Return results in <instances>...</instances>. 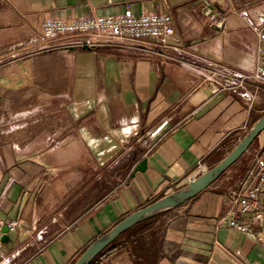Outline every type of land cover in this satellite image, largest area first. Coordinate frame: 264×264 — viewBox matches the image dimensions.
<instances>
[{"label": "crops", "instance_id": "crops-1", "mask_svg": "<svg viewBox=\"0 0 264 264\" xmlns=\"http://www.w3.org/2000/svg\"><path fill=\"white\" fill-rule=\"evenodd\" d=\"M127 9L169 15L175 34L165 46L69 48L41 34L46 17ZM262 14L264 0H0V222L19 225L4 226L0 253L74 264L130 213L200 175V162H221L264 113L263 85L251 109L239 91L218 90L223 73L255 70ZM255 140L196 196L135 222L89 264H264L253 235L217 226L264 145Z\"/></svg>", "mask_w": 264, "mask_h": 264}, {"label": "built area", "instance_id": "built-area-1", "mask_svg": "<svg viewBox=\"0 0 264 264\" xmlns=\"http://www.w3.org/2000/svg\"><path fill=\"white\" fill-rule=\"evenodd\" d=\"M221 19L211 14L210 25H219ZM259 44L257 45V65L252 73L227 71L222 75L218 90L239 91L245 98L248 108H253L258 98L260 85L264 86V15L260 16ZM43 38L57 47H80L84 44H100L116 39L133 41L150 40L161 46L167 44L175 34V28L169 15L158 13L136 14L131 9L115 15L78 16L65 19L59 16L46 17L41 25ZM249 82L256 83L254 90L248 91ZM207 171L199 163V172ZM179 189V188H178ZM177 189V190H178ZM230 206L217 220V226L227 225L237 231L251 234L264 245V150L251 158L246 173L238 187L227 191ZM19 230L17 222H0V245L2 230ZM254 228H257L256 230ZM0 264H21L15 255L0 253Z\"/></svg>", "mask_w": 264, "mask_h": 264}, {"label": "water", "instance_id": "water-1", "mask_svg": "<svg viewBox=\"0 0 264 264\" xmlns=\"http://www.w3.org/2000/svg\"><path fill=\"white\" fill-rule=\"evenodd\" d=\"M264 130V113L255 122L249 133L244 139L217 165L208 169L204 173L198 175L188 182V184L178 190L166 195L165 197L142 207L118 223L112 231L102 239L94 242L88 249L79 257L74 264H89V262L99 253L109 247L120 235H122L132 224L146 218L160 210L172 208L183 204L189 199L200 193L211 181H213L221 170L226 168L232 162L238 160L252 145L254 140ZM146 169V158L142 159L132 170V177L136 172H144Z\"/></svg>", "mask_w": 264, "mask_h": 264}, {"label": "rangeland", "instance_id": "rangeland-1", "mask_svg": "<svg viewBox=\"0 0 264 264\" xmlns=\"http://www.w3.org/2000/svg\"><path fill=\"white\" fill-rule=\"evenodd\" d=\"M259 104H260V103H258L257 106H259ZM262 114H263V113H262ZM262 114H261V113L258 114L257 117H255V119L258 120ZM262 133H263V134H262ZM262 133L259 135V137L256 138V140H255L256 143H258L259 139H261V140L264 141V130H263ZM260 137H261V138H260ZM257 145H258V144H257ZM250 147H251V146H250ZM249 149H250V148H249ZM249 149H248V150H249ZM261 150H264V145H262V148L256 149L255 151H250L251 154H250V153L248 154V155H249V156H248V157H249V161L251 160V158L254 156L255 153H257L258 151H261ZM243 155H245L244 157H246V156H247V152H246L245 154H243ZM244 165L246 166L245 161H244Z\"/></svg>", "mask_w": 264, "mask_h": 264}, {"label": "trees", "instance_id": "trees-1", "mask_svg": "<svg viewBox=\"0 0 264 264\" xmlns=\"http://www.w3.org/2000/svg\"><path fill=\"white\" fill-rule=\"evenodd\" d=\"M146 227L145 226H142V228L140 229V231L139 232H143V230L145 229ZM113 245V244H112ZM111 248H112V246H111ZM110 248V249H111Z\"/></svg>", "mask_w": 264, "mask_h": 264}]
</instances>
